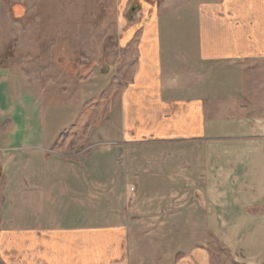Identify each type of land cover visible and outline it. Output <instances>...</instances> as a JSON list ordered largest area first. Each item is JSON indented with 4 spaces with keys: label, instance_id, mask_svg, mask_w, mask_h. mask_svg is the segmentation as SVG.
I'll return each mask as SVG.
<instances>
[{
    "label": "crops",
    "instance_id": "1",
    "mask_svg": "<svg viewBox=\"0 0 264 264\" xmlns=\"http://www.w3.org/2000/svg\"><path fill=\"white\" fill-rule=\"evenodd\" d=\"M126 2L93 90L61 105L28 59L31 8L0 0V264H214L215 240L264 264V0Z\"/></svg>",
    "mask_w": 264,
    "mask_h": 264
},
{
    "label": "rangeland",
    "instance_id": "2",
    "mask_svg": "<svg viewBox=\"0 0 264 264\" xmlns=\"http://www.w3.org/2000/svg\"><path fill=\"white\" fill-rule=\"evenodd\" d=\"M32 10V48L37 55L29 57L36 68L46 102L71 103L82 96L84 88H94L95 80L87 76L110 53L120 33L126 0H25ZM35 30V28H33ZM93 76V75H92ZM110 80L103 85L110 87ZM117 93L107 95L98 107L94 100H86L78 123L60 135L57 143L59 154L64 150L78 151L86 146L95 126L107 115ZM101 106V107H100ZM102 118V119H101ZM68 155V154H66ZM214 264H236L227 251L215 240Z\"/></svg>",
    "mask_w": 264,
    "mask_h": 264
}]
</instances>
